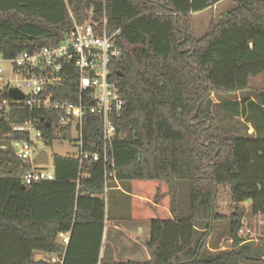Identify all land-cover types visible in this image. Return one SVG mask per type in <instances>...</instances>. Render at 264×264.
Wrapping results in <instances>:
<instances>
[{
    "label": "trees",
    "instance_id": "trees-1",
    "mask_svg": "<svg viewBox=\"0 0 264 264\" xmlns=\"http://www.w3.org/2000/svg\"><path fill=\"white\" fill-rule=\"evenodd\" d=\"M212 1L224 0H0V52L9 59L58 45L75 23L106 16L108 33H118L121 56L111 68L126 103L107 152L113 167L55 155L56 180L31 187L23 178L32 167L11 147L26 137L0 122V264H58L55 257L63 264H264V240L240 236L243 204L264 216V137L225 133L211 110L213 96L232 97L264 78V0H231L236 7L197 38L193 15ZM64 90L59 101L75 99L74 80ZM228 101L222 105L238 111ZM31 116L53 125L59 119L22 109L10 123ZM38 127L48 146L59 139ZM62 139L73 141L66 130ZM84 149L104 154L101 123L91 114ZM222 188L228 196L220 204ZM125 220L150 222L148 262L101 258L107 224ZM223 220L232 247L212 251L210 235ZM68 233L64 245L60 235Z\"/></svg>",
    "mask_w": 264,
    "mask_h": 264
},
{
    "label": "built area",
    "instance_id": "built-area-1",
    "mask_svg": "<svg viewBox=\"0 0 264 264\" xmlns=\"http://www.w3.org/2000/svg\"><path fill=\"white\" fill-rule=\"evenodd\" d=\"M117 34L108 33L107 18L104 16L101 23L92 20L82 25L75 23L70 34L58 45L32 53L23 52L11 59L0 52V75L4 73L3 65L9 64L11 75L19 79L0 85V122L9 124L11 134L26 137L12 140L11 147L17 159L32 167L23 178L27 187L56 180L55 168L48 172L41 169L47 165L34 164L42 151L38 150L37 143H45L39 124L46 127L48 123V129L53 128L59 138L57 141L69 142L76 153L66 155L77 157L81 166L90 160L114 166L107 152L117 136L114 120L121 117L126 105L111 68L121 56V50L115 44ZM67 80L75 81V99L59 101L58 97L67 93L64 90ZM11 90H18L24 99H12L9 95ZM68 96L72 98V94ZM22 109L32 114L55 112L59 114V119L53 125L45 119L31 116L22 123L11 124L15 110L20 113ZM88 114L96 116L101 123L102 157L84 149L85 117ZM63 130L71 134L73 141L62 139ZM60 239L68 245L70 233L61 234ZM52 261L63 264L61 257Z\"/></svg>",
    "mask_w": 264,
    "mask_h": 264
},
{
    "label": "rangeland",
    "instance_id": "rangeland-1",
    "mask_svg": "<svg viewBox=\"0 0 264 264\" xmlns=\"http://www.w3.org/2000/svg\"><path fill=\"white\" fill-rule=\"evenodd\" d=\"M235 7V4L231 0L220 5L211 6L207 11L196 13L193 16V28L197 38H202L209 31L212 25L217 23L220 19V16L225 12L231 10ZM4 73L0 75V85L8 83L9 81L15 82L19 80L17 77L11 75L9 64L3 65ZM230 100V97H219L213 96V104L211 110L216 117V120L220 128L227 134L232 130H237L240 133L244 131V125L241 117L235 110H228L224 105H217V102H224ZM38 150H46L50 157V164L44 168L48 172H52L54 168V156L55 155H66L71 153H76L74 148L69 142H60L56 141L52 146H48L46 143H37ZM225 188L221 189V196L219 202L224 203V199L228 196L227 192L223 191ZM223 193V194H222ZM223 196V198H222ZM178 199L180 206L184 211V202H187V193L184 194V183L180 185ZM246 216L244 222L248 218H254L253 208L250 204L248 207H243ZM123 215L127 216L128 212L123 211ZM261 219L264 220V216H261ZM251 222H245L243 226V233L240 232V236L243 238H252L254 235L255 238L259 237V233L253 232L252 234L247 233V229L251 228ZM262 224V223H261ZM264 225V224H262ZM151 228L149 221H115L107 224L106 235L103 239V245L101 249V257L107 259H113L118 263H128V262H142L148 261L149 255L145 248V243L150 241L151 238ZM230 221L223 220L215 224L214 230L210 235L209 239V248L216 250H229L232 247V242L230 240ZM262 234L264 235V228L262 229ZM247 236V237H246ZM37 260H42L43 254L41 252L35 253Z\"/></svg>",
    "mask_w": 264,
    "mask_h": 264
},
{
    "label": "crops",
    "instance_id": "crops-1",
    "mask_svg": "<svg viewBox=\"0 0 264 264\" xmlns=\"http://www.w3.org/2000/svg\"><path fill=\"white\" fill-rule=\"evenodd\" d=\"M226 1L227 0H224L217 5H220ZM235 7H233L232 9H234ZM228 102L239 105L237 112L241 114V117H242L241 121L243 122V125H244L243 133H240L239 131L235 129L234 130L231 129V132L229 133V135L245 136V137H258V136L264 137V78L263 76L257 77L250 82L249 91L239 93L237 95L230 97V100ZM222 103L224 102H217L219 106L222 105ZM251 104H255V105L252 106ZM233 107L235 109V106ZM249 205H250V202L243 204L242 207H248ZM248 221L252 223L251 228L247 229L248 235L252 234L253 232H257L259 233V237L261 238H255V236L253 235L252 238H247V239L251 241H255V242L263 241L264 235L262 234L263 232L262 229L264 228V225L262 224H264V220L261 219V216H254V218L252 219L248 218L245 222L248 223ZM245 222H243L244 225H245ZM106 229H107V226L105 228L104 236L106 235ZM243 232L244 231L242 230V233ZM209 249L214 251V249H211V248ZM148 261H142L139 263H144Z\"/></svg>",
    "mask_w": 264,
    "mask_h": 264
},
{
    "label": "water",
    "instance_id": "water-1",
    "mask_svg": "<svg viewBox=\"0 0 264 264\" xmlns=\"http://www.w3.org/2000/svg\"><path fill=\"white\" fill-rule=\"evenodd\" d=\"M215 4V1H212L209 3V6H213ZM9 95L14 100H23L24 95L21 94L18 90H11L9 92ZM50 125L47 123L46 128H49ZM50 163V157L46 150H42L39 154V156L35 159L34 164L37 166L41 165H49Z\"/></svg>",
    "mask_w": 264,
    "mask_h": 264
}]
</instances>
